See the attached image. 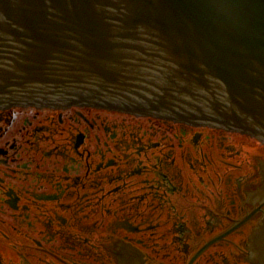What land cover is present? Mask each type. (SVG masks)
I'll list each match as a JSON object with an SVG mask.
<instances>
[{
	"label": "flooded vegetation",
	"instance_id": "af4514ba",
	"mask_svg": "<svg viewBox=\"0 0 264 264\" xmlns=\"http://www.w3.org/2000/svg\"><path fill=\"white\" fill-rule=\"evenodd\" d=\"M264 140L87 103L0 106V264H254Z\"/></svg>",
	"mask_w": 264,
	"mask_h": 264
},
{
	"label": "water",
	"instance_id": "95a60500",
	"mask_svg": "<svg viewBox=\"0 0 264 264\" xmlns=\"http://www.w3.org/2000/svg\"><path fill=\"white\" fill-rule=\"evenodd\" d=\"M74 103L264 140V0H0V106Z\"/></svg>",
	"mask_w": 264,
	"mask_h": 264
}]
</instances>
